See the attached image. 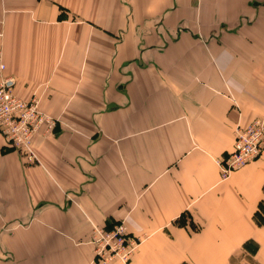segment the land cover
Listing matches in <instances>:
<instances>
[{"label": "crops", "instance_id": "obj_1", "mask_svg": "<svg viewBox=\"0 0 264 264\" xmlns=\"http://www.w3.org/2000/svg\"><path fill=\"white\" fill-rule=\"evenodd\" d=\"M0 33L60 118L37 162L0 136V264H97L120 221L128 264H264V157L218 164L264 117V0H0Z\"/></svg>", "mask_w": 264, "mask_h": 264}, {"label": "built area", "instance_id": "obj_2", "mask_svg": "<svg viewBox=\"0 0 264 264\" xmlns=\"http://www.w3.org/2000/svg\"><path fill=\"white\" fill-rule=\"evenodd\" d=\"M2 37L0 33V42ZM5 70L0 43V136L21 150L28 161L37 162L33 140L41 130L45 135L52 133L58 120L40 110L39 98L18 97L13 90L14 80L4 74ZM234 136L233 150L218 161L223 178L264 157V117L245 127L238 125ZM89 243L97 264H128L142 240L129 231L125 221H120L111 228L94 226Z\"/></svg>", "mask_w": 264, "mask_h": 264}, {"label": "rangeland", "instance_id": "obj_3", "mask_svg": "<svg viewBox=\"0 0 264 264\" xmlns=\"http://www.w3.org/2000/svg\"><path fill=\"white\" fill-rule=\"evenodd\" d=\"M32 98H38L36 95H34V96H32ZM31 98V99H32ZM30 99V100H31ZM53 117V116H52ZM55 119H57L58 121H57V124L60 122V118H58V117H54ZM56 127V126H55ZM55 127L53 128V130H52V133H50L49 135H45V133H44V131L42 132L43 133V137H49V136H51L52 134H53V131H54V129H55ZM40 133V132H39ZM12 147V146H11ZM12 148H14V147H12ZM14 149H16V148H14ZM16 150H18V151H20L21 152V150H19V149H16Z\"/></svg>", "mask_w": 264, "mask_h": 264}]
</instances>
